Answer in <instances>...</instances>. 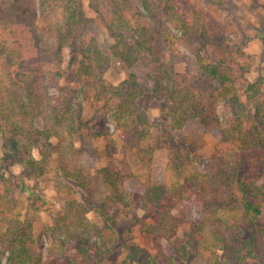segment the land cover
<instances>
[{
    "label": "trees",
    "instance_id": "trees-1",
    "mask_svg": "<svg viewBox=\"0 0 264 264\" xmlns=\"http://www.w3.org/2000/svg\"><path fill=\"white\" fill-rule=\"evenodd\" d=\"M40 1L39 14L23 3L0 5V58L10 66L6 69L0 62V178L1 170L12 173L11 165L19 164L29 178L68 179L84 191L104 185L110 193L89 205L67 198L50 228L44 259L31 255L32 233L9 188L1 185L0 264L3 249L9 251L8 264H104L119 250L126 256L113 264H143L142 249L120 237L108 211L136 199L153 215L151 223L142 225L143 232L172 241L180 228L174 208L190 190L199 191L202 202L192 222L195 238L173 246L165 264H180L191 247L206 257L204 264H264V251L258 248L264 241V226H259L264 219V157L252 164L246 156L254 148L264 149V96L251 111L247 100L258 94L264 81H248L247 97L242 95L238 84L247 80L254 64L237 42L236 31L197 0H90L114 43L106 54L92 37L80 49V70L96 101L116 103L113 118L125 148L124 168L130 178L147 181L144 192L135 197L125 188L121 170L111 164L93 170L89 155L76 145L83 130H90L79 105L54 103L47 91L48 77L62 72L63 50L73 43L76 27L86 23L84 0ZM256 36L264 39V18ZM208 48L217 51L218 61L206 59ZM113 58L131 69L117 84L105 77ZM181 62L187 70L178 80ZM132 67L146 71L140 74ZM146 94L168 105L164 137L154 135L150 115L140 105ZM222 101L230 108L227 120L219 114ZM192 126H204L213 136L210 153L171 150L165 180L153 182L155 152L177 130ZM53 138L55 157L49 147ZM35 148L39 158L33 155ZM90 211L94 218L88 216ZM159 257L152 255L151 264H161Z\"/></svg>",
    "mask_w": 264,
    "mask_h": 264
},
{
    "label": "rangeland",
    "instance_id": "rangeland-1",
    "mask_svg": "<svg viewBox=\"0 0 264 264\" xmlns=\"http://www.w3.org/2000/svg\"><path fill=\"white\" fill-rule=\"evenodd\" d=\"M197 1L206 11L236 31L237 42L242 44L246 55L252 60L253 70L246 75L247 80L238 84L242 95L247 97L245 86L247 87L248 81H264V39L256 36L259 22L264 18V0H226L225 5H219L212 0ZM83 2L86 23L76 27L74 31L75 38L71 44L73 47L68 46L63 50L62 72L59 75L48 77L46 81L47 91L54 103L73 102L81 108L83 119L88 121L90 130H83L76 145L83 148L86 154L89 155L88 160L92 163L91 168L94 170L111 164L116 169L121 170V174L125 176V188L133 191L135 197H138L139 194L144 192L147 181L130 178L126 168H124L125 148L121 133L116 128L113 118L116 103L105 105L102 101H96L92 95L89 79L80 70V49L86 46L92 37L97 39L100 49L106 54L111 53L110 46L114 43L108 29L91 9L90 0H84ZM7 3H23L31 13L36 14H39L42 9L40 0H0L2 6ZM180 49L182 52L189 54L184 46H181ZM205 57L208 61L215 62L218 61L219 56L214 48H208L205 51ZM0 62L6 69L10 67L7 60L0 58ZM132 68L140 74H143L144 70L146 71L144 67H139L140 69ZM186 70L185 63L177 64L178 80L185 77ZM130 72L131 69L119 58H113L105 77L117 84L123 81ZM261 96H264V85L257 95H252L250 99L247 98L251 107L250 111L254 109V105L257 104ZM140 105L150 115L154 135L160 138L164 137L166 134L164 129L168 121V105L161 98L150 97L148 94L140 99ZM218 110L223 119H229L230 108L225 102L219 103ZM38 121L37 123H39ZM165 143L166 146L158 149L154 154L151 173L153 182H163L165 180L168 154L171 150H189L197 155H207L216 142L206 127L192 126L177 130L170 141ZM55 144L56 139H51L49 147L53 157L56 156ZM2 154V139L0 137V158ZM33 155L35 158L40 157L37 148L33 149ZM246 156L250 163L255 164L264 157V149L254 148ZM262 166L264 169V162ZM1 172L3 178H0V186L4 184L6 189L9 188L8 194L21 208L24 226L32 233L29 245L30 253L36 257L42 256L44 259L47 258V251L51 242L50 228L55 223V217L62 212L67 198L76 197L83 204L89 205L91 202L99 203L110 193L109 187L104 185H97L94 189L84 191L68 179H56L52 176L29 178L23 174L22 167L19 164L11 165L12 173L4 170H1ZM201 206L200 192L190 190L185 199L174 208V213L179 219L180 228L178 235L172 241H168L162 234L151 235L143 232L142 225L151 223L153 215L151 212L141 209L136 199L129 206H117L108 212L114 217L115 226L120 237L123 240H131L142 249L139 259L143 264H151L152 255H160L158 261L165 264L164 261L167 256L172 254L173 246L183 242L186 243L187 240H194L192 222ZM88 216L94 218V211H90ZM259 226H264V219H260ZM258 248L263 253V240L259 242ZM69 251H73V248L71 247ZM125 256L126 252L119 250L104 264L119 263ZM8 260L9 251L3 249L1 264H8ZM178 261L180 264H204L206 257L191 247L186 259Z\"/></svg>",
    "mask_w": 264,
    "mask_h": 264
}]
</instances>
